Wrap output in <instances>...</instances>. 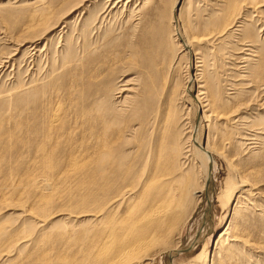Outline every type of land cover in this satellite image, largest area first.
I'll list each match as a JSON object with an SVG mask.
<instances>
[{
	"label": "bare ground",
	"instance_id": "6f19581e",
	"mask_svg": "<svg viewBox=\"0 0 264 264\" xmlns=\"http://www.w3.org/2000/svg\"><path fill=\"white\" fill-rule=\"evenodd\" d=\"M97 1L64 0L60 6L50 2L58 7L51 9L58 15L69 10L82 18L83 28L77 32L82 55L77 60L83 70L68 40L64 53L56 57L58 66H51L43 80L31 81L30 90L27 84L13 98L0 95V105L7 108L0 110V217L13 211L9 216L21 223L13 230L0 220V258L17 253L16 264H154L162 254L166 264H172L188 245L180 237L200 203V195H195L201 193L196 191L200 169L210 226L213 154L221 156L226 147L243 152L245 144L238 141L249 140L239 133L246 123L238 115L244 105L228 106L217 74L201 72L209 66L206 57H213L207 49L226 42L230 27H240L238 32L250 40L247 74L263 97L258 106L264 107V53L259 49L264 41L244 32L242 22L235 25L245 0H224L220 15H203L202 24L181 23V31L180 14L171 17L158 11L154 0H143L133 9L131 0H103L96 16L91 7ZM122 19L123 26L115 29L112 23ZM34 24L21 30V40L14 43L17 50L29 43L40 52L43 36ZM105 24L106 30L100 28ZM176 39L195 62L193 74L183 82L172 49L179 43ZM119 45L125 49L121 59ZM94 53L103 56L93 58ZM128 70L132 77L124 80ZM194 92L199 113L195 127L183 101L184 94ZM200 124L207 128L203 142L197 136ZM258 125H250V131L264 136ZM254 150L264 156V143L260 140ZM238 184L235 218L220 232L212 261L223 256L225 262L248 264L241 249L260 251L251 233L238 230L235 220L245 227L251 219L264 218V198L256 183L247 184L244 176ZM35 193L39 196L29 197Z\"/></svg>",
	"mask_w": 264,
	"mask_h": 264
},
{
	"label": "rangeland",
	"instance_id": "374dc122",
	"mask_svg": "<svg viewBox=\"0 0 264 264\" xmlns=\"http://www.w3.org/2000/svg\"><path fill=\"white\" fill-rule=\"evenodd\" d=\"M51 1L54 0H0V63H1L0 64L1 67L0 95L2 97L4 96L7 98L8 97L13 98L14 95L18 94V92L21 91L20 89L24 88L26 90L30 86L29 89H27L30 90L32 85L31 83L35 84L36 80L39 81L43 80V77L46 76L51 66L53 67H55V65L58 66L57 63H59L60 60L59 61L56 60V57L58 59V57L60 56L59 54L64 53L65 42H67L68 40L72 45L70 51H73L75 53L74 56L76 58V63L78 62L77 63L79 65L78 68H80V70L82 69L83 63L81 64L79 63V61L81 60L80 56L82 55V51H79L81 49H79L80 45H78L81 43V40L77 35L78 34L77 32H79V30H82L80 29L81 28L80 26H82V24H80L82 22L81 21L82 18L79 19L77 17L78 12L75 11L70 12L69 10L64 14L62 13L58 15V11L54 12L58 9V7H55L53 5L51 6L50 4ZM55 1H58V5L60 6L62 1L64 0H55ZM142 1L143 0H137V1L131 0L129 3L130 9L131 7L132 9L137 8V6H139L142 3ZM159 1L160 2L156 0L155 2L154 0V5L157 4L156 6H158L157 8H159V10L157 9L158 11L161 12L167 11V13H169L171 17H173V15L177 17L180 14L181 17L178 18L179 20L178 29H180V31L182 26L181 23L185 24L189 20H192L193 23L195 24H202L205 23L202 22L203 15L204 18L209 17L210 16L209 14L212 13H214V15L216 14L220 15L221 11L223 10L222 9L223 5L225 4L224 0H159ZM239 1H243V0H238V2ZM102 2L103 0H98L97 1L98 4L96 3L95 6L91 7L92 13H95L96 16L100 11L101 8L100 4ZM132 2L136 4V7ZM244 2H245L243 3L244 6L241 7L240 10L237 12L238 19L236 20L237 22L235 25L241 26L239 22H242L244 25L242 24L243 26L241 27L244 29V32L251 31L250 33H253L255 35L254 36L255 40L264 41V0H245ZM52 8L54 11L51 10ZM46 12L48 14L47 19L44 18V16H46L45 15ZM40 14L42 16H40ZM214 15L212 14V16ZM84 18H86V15ZM35 20H37V23H35ZM118 20L116 23L115 21L114 23H112L114 28L117 27V30L118 28L123 26L122 23H124L125 21L124 19H122L118 22ZM162 20H164L165 22V19ZM56 21L59 22L57 23ZM164 22H162L163 25L165 24ZM171 23L172 24L170 25L172 26L174 24L173 20H171ZM27 24H34V26L37 28L36 31L39 30L38 34L43 36V39L40 41L38 46L39 49L37 48V51L40 50V52H38L39 54L31 49L30 46L31 44L29 43L23 44L21 46L22 48L20 47L18 48V50L14 44L19 40H21L22 38L21 30H23L24 26H26ZM88 24L89 25L91 24V20L88 22ZM107 26L108 24H105L103 27L101 26L100 28L102 29L105 28L106 30ZM96 27H99V24H97ZM109 27L111 28V25ZM199 28L196 29L199 30ZM239 29L241 28L230 27L229 32L232 33L229 32L227 33L226 42H222L221 44L218 43L212 44L210 47L211 49L210 48L207 49L210 52H212L211 54L213 55V57L209 55L206 57L207 58L206 61L208 60L209 66L206 68V71H204L205 69H203L201 72L203 76L204 74L206 75L208 73L217 74L220 80L219 82H221L222 85L220 88L222 97L223 96L226 97V103H228V106L233 105L234 103H240L241 105L242 104L244 105L242 109H239L241 111L239 112L240 114L238 115L239 117L241 116L242 120H245L246 123L243 124L242 126L243 129L239 131V133H241L242 137L248 138L249 140L241 141V142L238 141L240 144L241 143L245 144L244 146H242L243 152L242 150L241 151L237 150L236 153L232 148L226 147L225 151L224 150L220 151L221 156L217 154H213L214 160L216 162L214 161L213 169L211 172L212 180L210 182V188L214 193L212 200L213 203L210 207L211 210L210 226H208L207 219L205 216L207 203H206V191H205L206 189L204 184V173H203V169L197 170L198 175L196 181L197 183L196 191L201 193H197L195 195L196 196L200 195V199H199L200 203L195 211L194 218L192 219L191 222L187 223L184 226L180 237L181 241L186 245L187 244L188 245L186 249L181 250L179 254H177V256L175 257V259L171 261L172 264H212L213 261L214 264L217 262L218 263L220 262V264H236L234 260H230V263L227 260L225 262L223 260L224 258H222L223 256L212 261L213 258L212 254L217 246L216 242L220 232H222L225 229V226L227 225L229 220H233L235 218L234 205L236 203L235 199L238 196L237 192L239 190L238 183L240 181V178L244 176L246 178L247 184L250 185L251 183H256L257 190L260 191V194L262 193L261 196H263L262 198H264V156L256 155L255 153L257 151L254 150L259 148L260 140L264 143V136H260L256 131H250L251 129L249 128L250 125L256 123L260 124L258 126L264 128V107L258 106V103L261 100L260 98L263 97H260L262 96L261 94L260 95L258 94L260 91L256 89V85L250 82L252 80V77H250V75L247 74L248 69H247V63L245 62V58L248 59L247 58L248 52L245 50L249 48L248 46L251 45V43L249 39L243 38L244 36L242 37L243 34L241 35L242 32L240 31L238 32ZM32 33L33 35L37 34L36 32L35 33L32 32ZM193 33H195V31ZM197 33L198 32L196 31V34ZM176 41H178L179 43L175 42L177 46L176 44L172 45L174 46L172 47V49H174V52L175 51L177 52V53L175 52L176 54L175 65H177L178 61L180 64L178 63V65L176 66L177 67L176 71L180 70L177 72V75L179 74L178 76L179 78L181 77L180 80L181 82H183L184 80L187 81L189 76L193 74L195 62L193 58H190V56L187 55V52L182 47L181 42L178 39H176ZM254 46L258 48V45H254ZM25 48L28 49L24 50ZM261 48L263 49V51L261 50ZM259 49L261 50L260 51L261 53L262 52L264 53V42L259 43ZM30 51L33 52V54ZM46 54H48V56ZM117 54H119L118 55L119 59H121L120 58L121 56L125 55V49L120 45L119 48H117ZM9 55H10V59H8ZM51 56H53L52 59ZM99 56H103V54L94 53L93 58L98 57L99 59ZM33 57L34 58L37 57V58L34 59ZM48 59L49 60L51 59V61H49ZM7 60L9 63H4ZM53 61L56 63H54ZM191 66H192V70H191ZM129 72L128 74L125 75L124 80H128L129 78L132 77L131 75L132 71ZM27 84L29 86H27ZM184 95L185 97L183 101L185 103V106L187 107L188 116L191 121V124L194 127L196 125L198 126L197 123H199L198 121L199 113L193 97L196 95V93L194 92L192 96L188 95L187 93ZM1 109L4 110L7 109L5 104L0 105V110ZM8 115L9 112L7 113V115L4 114V116L9 118ZM199 127L197 131V136L200 142H203L205 141L207 135V131H206L207 128L205 127V124H200ZM241 136L238 135L236 138L238 137L241 138ZM251 140L255 141L256 144L253 145L251 143ZM248 147L249 148L252 147V148L248 149ZM261 148H263V145H261ZM250 151H254V152L248 154ZM42 181H43L42 182L43 187L46 188V181H47L46 178L44 177ZM37 196H39V194L35 193V194H30L29 197H37ZM260 197H258L257 199H260ZM12 212L13 211H4L0 217V220L2 221L6 220V222L4 221L5 224L11 225L13 230H17V229L19 230L20 229L19 225L21 223L20 221L15 220V218L13 217L14 215L9 216L10 214H12ZM5 215L7 217L6 219L4 217ZM2 221H0V224H3ZM235 221L238 223V230H242L245 235L251 233L250 235L251 240L255 241L258 247H260V251H257L252 247L250 249H241L243 255L246 257V259L249 260L248 264H253L256 261H258L256 262V264H264V218L251 219L250 222L248 221L249 223L245 227L240 224L239 220L236 219ZM207 227H208V231H207ZM200 233L201 235L203 234L204 236L202 235L203 236L202 240L197 243L196 239H198ZM204 243H206L205 249H203L205 245ZM202 250H203V257H201ZM16 254L17 253L15 254L13 253L10 255L11 257L9 256L8 258L6 256H5L6 258L1 257L0 264H14V263L16 264L20 260V258L16 256ZM226 259H228L227 256ZM154 264H166L165 254L160 255L156 259Z\"/></svg>",
	"mask_w": 264,
	"mask_h": 264
}]
</instances>
